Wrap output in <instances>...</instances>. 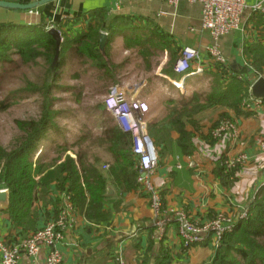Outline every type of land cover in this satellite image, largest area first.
Returning a JSON list of instances; mask_svg holds the SVG:
<instances>
[{
    "label": "crops",
    "instance_id": "0c3cea01",
    "mask_svg": "<svg viewBox=\"0 0 264 264\" xmlns=\"http://www.w3.org/2000/svg\"><path fill=\"white\" fill-rule=\"evenodd\" d=\"M4 1L23 4L43 1L35 7L25 9L0 6V24L14 23L23 26V29L25 26L44 24L47 30L55 28L60 33V42L63 37L74 39L89 31L91 26L99 28L104 17L120 15L125 20L114 25L108 24L107 28L99 31V34L106 33L108 39V34L118 28L109 42L107 43V39L105 42L104 50H107L110 60L117 54L132 51V48L124 46L125 34L137 33L153 37L161 50L152 57V67L146 73H152L156 76L155 79L165 80L164 82L166 79L171 80L159 73L169 52L172 51L175 56V66L185 48L194 49L196 57L182 74L184 78L181 76L176 82L177 86H182V82L189 87L190 93L165 96L164 91H161L162 94L157 99L147 93L146 87L139 97L148 106L143 119L147 135L157 154V163L150 181L158 190L166 208L182 209L197 224L205 223L218 212L233 213L235 209L249 208L264 180V152L259 148V141L264 139V103L258 107L250 105L253 108L242 104L251 84L259 76L264 77V66L261 65L260 69L253 66L256 53L264 52V17L259 12L247 8L242 15L241 28L214 40L201 25L200 3H190L187 0H179L176 5L165 0ZM244 1L248 5L258 2L264 4V0ZM98 15H101L100 18ZM91 41L94 46L95 38ZM97 41L96 47L99 49V35ZM214 43L221 51L223 64L216 63L207 51ZM79 46L80 42H72L70 51L83 61ZM117 49L120 50L116 53ZM127 58H122L120 62ZM140 61L144 67L141 57ZM197 67L203 69L202 72L206 73L204 75L212 78L210 89L196 88L203 77L199 72H190ZM156 70L158 73H154ZM232 78L237 79L236 89L244 93L241 101H229L233 94H237L238 90L235 88L232 91L224 90L226 93L213 89L214 79L221 84L222 89H227L225 86L229 85ZM146 80L147 86H150L152 79ZM134 91L136 96L139 91L137 87L134 90L128 89L130 96ZM194 93L199 95V99L188 104V107L199 104L200 111L192 116H184V122L169 119V112L180 103L181 96ZM222 113L227 114L236 124V140L228 137L215 140L211 136L210 128ZM114 120L119 124V120ZM149 129L154 130V137ZM181 130L186 132L184 136H181ZM103 131L92 141L102 154H91L87 150V159L109 177L107 171L114 165V157L107 148ZM133 142L132 136L131 154L136 169L138 159L132 152ZM46 145L49 146V143ZM69 147L70 144L67 148ZM241 151L247 153L246 162L232 170V178L223 169L222 173L228 179L224 181L216 174L219 158ZM66 153L76 158L70 148ZM114 184L117 187L110 180L107 183V198L102 205L106 218L96 221L87 220L70 200L67 203L61 197L62 191L56 189L54 180L46 186L43 179H39L27 217L22 223L14 222L7 210L0 209V244L10 245L28 232L42 227L55 218L59 208L65 203L70 223L63 229V239L56 244L62 254L61 264H119L121 258L124 264H209L213 260L217 247L209 239L184 245L176 222H170L160 237L157 235L149 196L139 184L131 190H127L123 183ZM48 251L49 247L41 246L35 257L22 254L19 264H42Z\"/></svg>",
    "mask_w": 264,
    "mask_h": 264
},
{
    "label": "trees",
    "instance_id": "16d2710c",
    "mask_svg": "<svg viewBox=\"0 0 264 264\" xmlns=\"http://www.w3.org/2000/svg\"><path fill=\"white\" fill-rule=\"evenodd\" d=\"M100 16L98 15V18ZM103 20L99 28L91 26L89 31L79 34L74 39L63 37L59 44L58 60L53 68L50 67V64L55 53V41L44 24L25 26V29L23 26L14 23L0 24V62L11 61L10 52H14L18 54L24 64L36 62L38 57H42L48 63V76L43 84L24 87L32 91H41L42 99L46 98L43 101L39 117L16 119L15 124L21 132L20 137L10 149H6L0 144V187L7 188L9 191L7 212L10 218L18 224L27 217L39 179H43L46 186L54 180L56 189L68 195L75 208L87 220L96 221L106 218L102 205L107 198L106 190L109 180L115 187L117 186L114 183L119 185L123 183L127 190L138 186V172L134 168V158L131 154V133L124 130L115 120L113 124L107 125L103 131V137L108 143L107 148L114 157V165L110 166L107 171L109 177L101 172L94 163L88 161L87 150L81 148L86 138L84 136L87 134L80 136L70 144L69 148L76 155V158L66 153L69 149L67 148L68 145L60 146L57 155L50 158H45L42 149L40 150L48 132L56 128L55 117L59 112L50 107L55 97L48 95L55 88L68 89L59 82V75L62 71L64 57L70 52L72 42H80L79 54L102 70L112 82L117 81L115 73L124 63H112L107 50H105V54H102L96 47L97 36L100 30L107 28L108 24L114 25L125 19L120 15H113L104 17ZM122 30L121 33H123ZM117 32L118 28H114L108 34L107 43ZM93 37L95 38L94 46L91 45ZM123 38L124 46L132 48V51L142 58L145 68L150 70L152 57L158 55L161 50L158 41L148 35L137 33L125 34ZM253 61V66L256 69H260L261 65L264 66V52L256 53ZM174 62L175 56L170 51L168 59L160 68V72L171 79L179 80L187 70H174ZM158 64L156 63V65ZM215 81L214 79V90L232 91L233 88L238 90L235 87L237 79L232 78L231 82L228 83L229 85L225 86L227 89H222L221 84ZM217 86H219L218 89ZM233 95L229 101H241L244 93L238 90L237 94ZM198 99L197 93L181 96L180 103L169 112V119L175 118L181 122L184 116L195 115L200 111L199 104H193L190 107L188 104L194 103ZM8 105V97L2 99L0 110H5ZM100 106L104 110V105L100 104ZM226 119L232 120L227 114H220L216 122L212 124L210 131L212 132L220 121ZM149 131L154 137V130L149 129ZM181 134L184 136L186 132L181 130ZM77 147L79 149H76ZM225 158L226 155L219 158L216 174L224 181H228L222 173V162ZM37 176H39L38 179ZM209 264H264V185L259 188L252 200L247 209L246 217L237 219L232 229L222 235L214 258Z\"/></svg>",
    "mask_w": 264,
    "mask_h": 264
},
{
    "label": "built area",
    "instance_id": "2783aa9c",
    "mask_svg": "<svg viewBox=\"0 0 264 264\" xmlns=\"http://www.w3.org/2000/svg\"><path fill=\"white\" fill-rule=\"evenodd\" d=\"M171 5H176L179 0H165ZM190 3H200L201 16L200 22L204 29L208 30L211 37L216 40L220 35L241 28L242 15L248 8L250 11L259 12L264 17V4L261 2L248 5L244 0H187ZM31 12V10H29ZM60 34V33H59ZM61 39V35H60ZM216 63L223 64L224 58L218 45L214 43L207 49ZM197 52L194 49L185 48L181 57L175 64L176 71H184L190 66V61L196 57ZM203 71L197 67L194 72ZM191 73V72H190ZM193 73V72H192ZM189 74V73H188ZM248 89L247 97L243 99L242 104L247 108L261 106L264 101L258 97L255 98ZM127 91L119 86L110 88L103 100L105 108L111 111L120 119V126L130 132L134 137L132 152L138 159L136 170L138 172L137 182L149 196V205L153 212V223L157 235H161L166 225L170 222H176L178 233L181 236L184 245L201 243L209 239L210 243L217 247L222 235L231 230L237 219L246 217L247 209H241L233 215L216 213L205 223L197 224L180 208H166L158 190L150 181V175L153 173L157 163V154L153 149L152 142L146 132V125L143 114L148 106L145 102L135 96V91L130 98L126 96ZM133 96V97H132ZM252 105L253 107H250ZM213 138L236 140L238 131L233 120H222L211 132ZM259 148L264 152V139L259 141ZM247 160V153L238 152L235 155L226 156L222 165L226 174L233 177L232 170L237 165H243ZM264 185V180L262 182ZM3 187H0V190ZM61 197L70 203L68 195L64 192ZM70 223L69 210L67 205H62L55 218L46 222L42 227L28 232L25 236L19 238L10 245L0 244V264H19V258L22 254L29 257H35L41 246L49 247L42 264H61L62 254L56 247L63 239V229ZM160 237V236H159ZM208 237V238H207ZM119 264H124L123 259H119Z\"/></svg>",
    "mask_w": 264,
    "mask_h": 264
},
{
    "label": "rangeland",
    "instance_id": "374dc122",
    "mask_svg": "<svg viewBox=\"0 0 264 264\" xmlns=\"http://www.w3.org/2000/svg\"><path fill=\"white\" fill-rule=\"evenodd\" d=\"M119 50L117 49L116 53ZM10 53L12 56L11 61L0 62V101L6 97H8L9 101L7 108L0 110V144L6 149H10L21 134L15 124V120L38 118L43 101L46 100V98L42 99L43 95L41 91H32L24 87L28 85L41 86L48 76V63L42 57H38L36 62L24 64L18 54L14 52ZM124 57L128 58L123 60L124 64L117 69L115 74L118 80L116 82H112L102 70L89 62L86 57H84L83 61H80V57L71 51L64 57L59 82L68 87V89L61 90L55 88L48 95L55 97L50 107L59 112L55 117L56 128L48 132L47 138L40 146V150L42 149L45 158L56 156L60 146L69 145L84 134L87 135L84 136L86 138L81 148L84 147L91 154H102V151L94 146L92 141L107 125L113 124L114 118L119 120L118 122L120 123L118 116L107 110L103 102L105 95L112 87H122L127 93L128 89L133 88L134 90L137 87L139 91L136 98L139 100L141 91L146 90V87L148 89L147 93L157 97V99L161 96V91H164L165 96L190 93V88L184 86L182 82V86H177V80L166 79V82H164L165 80L155 79L156 76H153L152 73H146L147 69L145 66L143 67L140 57L134 51L123 52L121 55L117 54L111 62L118 63ZM188 68L189 66L186 69ZM192 72L195 73L194 69ZM154 73H158L157 70ZM199 73L203 77V80L196 84V88H200L201 90L210 89L213 81L212 78L204 75L206 73L201 71ZM148 78L152 79L149 84L150 86H147L146 79ZM181 78H184V76ZM162 86L164 89H162ZM15 90L18 91L13 92ZM126 96L130 98L129 93ZM100 104L104 105V110ZM46 143H49V146ZM76 149L79 148L77 147ZM239 167L241 165H237L235 168ZM239 211L241 210L235 209L233 213H222L233 215L232 217H234Z\"/></svg>",
    "mask_w": 264,
    "mask_h": 264
},
{
    "label": "water",
    "instance_id": "95a60500",
    "mask_svg": "<svg viewBox=\"0 0 264 264\" xmlns=\"http://www.w3.org/2000/svg\"><path fill=\"white\" fill-rule=\"evenodd\" d=\"M50 1V0H44ZM43 1H35L31 3H16L11 1H4L0 0V6L9 7V8H32L36 5L42 3ZM48 33L53 37L55 40V53L51 62V67L53 68L57 62L59 56V44H60V34L55 28L48 29ZM107 39V35L104 32H100L99 34V50L103 54L104 53V46ZM250 90L253 96L260 97L264 99V77L259 76L250 86ZM9 205V191L7 188H3L0 190V209L7 210Z\"/></svg>",
    "mask_w": 264,
    "mask_h": 264
}]
</instances>
